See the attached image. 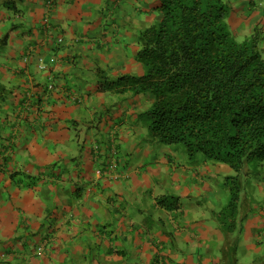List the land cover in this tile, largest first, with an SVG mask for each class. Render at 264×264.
Returning <instances> with one entry per match:
<instances>
[{
	"label": "crops",
	"instance_id": "1",
	"mask_svg": "<svg viewBox=\"0 0 264 264\" xmlns=\"http://www.w3.org/2000/svg\"><path fill=\"white\" fill-rule=\"evenodd\" d=\"M50 1L0 7V264H264V163L226 233L233 170L146 141L152 94L101 89L144 74L140 34L161 2ZM225 1L235 37L258 30L264 54V0ZM169 194L178 209L159 204Z\"/></svg>",
	"mask_w": 264,
	"mask_h": 264
},
{
	"label": "trees",
	"instance_id": "2",
	"mask_svg": "<svg viewBox=\"0 0 264 264\" xmlns=\"http://www.w3.org/2000/svg\"><path fill=\"white\" fill-rule=\"evenodd\" d=\"M23 1L0 0V6L18 12ZM159 1L161 20L140 34L137 60L144 74L105 78L101 89L152 94L154 102L141 114L149 138L183 145L190 161L202 154L233 170L226 177L228 202L217 214L223 230L231 233L238 228L249 177L264 163L262 35L257 30L238 40L225 0ZM159 204L168 210L181 206L173 194L159 198Z\"/></svg>",
	"mask_w": 264,
	"mask_h": 264
},
{
	"label": "rangeland",
	"instance_id": "3",
	"mask_svg": "<svg viewBox=\"0 0 264 264\" xmlns=\"http://www.w3.org/2000/svg\"><path fill=\"white\" fill-rule=\"evenodd\" d=\"M0 7H4V6H0ZM9 10V9H8ZM10 12H13L14 13V11L13 10H9ZM140 122L141 123H143L145 126H146V124H145V118H144V116H142L141 117V115H140ZM147 128V127H146ZM144 135V138H145V140L147 141H151L152 139L151 138H149V130H148V128H147V132H145V134H143ZM156 142V141H155ZM170 146V145H169ZM181 146V145H180ZM177 147V146H171V148H173L174 150H176V148H178L181 152H183V151H185L184 150V147H183V145L181 146V147ZM183 154V153H182ZM184 154L188 157V155H187V153H186V151L184 152ZM205 158V157H204ZM205 160H207L206 158H205ZM208 161V160H207ZM210 162H212L213 164H217V162H213V161H210ZM252 180V179H251ZM225 187H226V189H227V186H226V179H225ZM247 188V189H246ZM251 188H252V186L251 185H249V186H247V187H245V190H244V197H246L247 198V196H249L250 195V193H251ZM173 195H176V196H178L179 197V195H177V194H173ZM243 206H244V208L245 207H247V203L246 202H244L243 203Z\"/></svg>",
	"mask_w": 264,
	"mask_h": 264
},
{
	"label": "built area",
	"instance_id": "4",
	"mask_svg": "<svg viewBox=\"0 0 264 264\" xmlns=\"http://www.w3.org/2000/svg\"><path fill=\"white\" fill-rule=\"evenodd\" d=\"M49 4L52 5V0L49 2ZM44 24H45L47 27L50 26V25H49V24H50V17H49V16H47V17L44 18ZM58 42H59V43L63 42V37L59 38V39H58ZM49 88H50V89H53V84H51V85L49 86ZM116 168H117V164H116L115 162H111V163L108 165L107 168H105V169H103V170H99V171H98V174H99V175H108V176H110V175L115 171ZM42 249H43L42 247L39 248V251H42Z\"/></svg>",
	"mask_w": 264,
	"mask_h": 264
}]
</instances>
